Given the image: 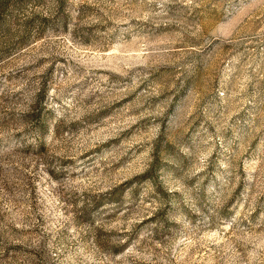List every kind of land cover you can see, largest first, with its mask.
<instances>
[{
	"label": "rangeland",
	"instance_id": "rangeland-1",
	"mask_svg": "<svg viewBox=\"0 0 264 264\" xmlns=\"http://www.w3.org/2000/svg\"><path fill=\"white\" fill-rule=\"evenodd\" d=\"M0 264H264V0H0Z\"/></svg>",
	"mask_w": 264,
	"mask_h": 264
}]
</instances>
